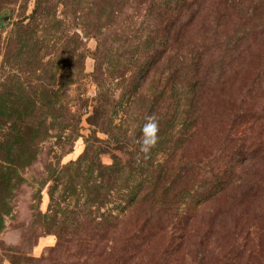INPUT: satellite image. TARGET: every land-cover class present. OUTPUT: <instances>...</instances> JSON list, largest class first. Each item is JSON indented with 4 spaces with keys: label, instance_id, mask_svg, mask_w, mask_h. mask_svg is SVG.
<instances>
[{
    "label": "rangeland",
    "instance_id": "374dc122",
    "mask_svg": "<svg viewBox=\"0 0 264 264\" xmlns=\"http://www.w3.org/2000/svg\"><path fill=\"white\" fill-rule=\"evenodd\" d=\"M34 4L0 0V264H264V0ZM93 110L99 139L128 144V156L107 147L124 166L104 178L81 159ZM149 116L158 142L145 158ZM217 157L249 165L200 197ZM181 161L199 165L178 211H143L126 194ZM95 184L113 197L92 202ZM166 233L183 246L167 249Z\"/></svg>",
    "mask_w": 264,
    "mask_h": 264
},
{
    "label": "trees",
    "instance_id": "16d2710c",
    "mask_svg": "<svg viewBox=\"0 0 264 264\" xmlns=\"http://www.w3.org/2000/svg\"><path fill=\"white\" fill-rule=\"evenodd\" d=\"M39 3H40V0H35L34 10L39 5ZM163 44H165V42H160L158 45L161 46ZM155 50L157 51V49H155ZM192 75H193V72H192ZM184 89L188 93V96H189V94L192 96L195 93H197V89H198L197 80H193L191 77V79L186 83V86H184ZM179 91L180 92H178L177 96H181V94H183V91H182V93H181V90H179ZM178 101H179V98H178ZM94 113H95V111L93 110L87 114V120L90 122V124L93 126V128L88 127V129H87V132H88L86 135L87 150L85 152H83L81 159L90 160L92 162L90 164H92L93 168L95 166V171L98 173V176L104 178L106 176L108 170L113 169L114 167H117L119 165L124 166V164L122 163L123 158H120L116 154L112 153V151H110L107 147L112 148L114 150H117L121 154H124V156H128L129 153L126 149L128 144L126 146L125 141H117V142L109 143L107 140L99 139L96 135L97 134L96 126H98V125H97ZM186 126L188 129V124H186ZM176 144L178 145L179 142L177 141ZM104 152L111 154L112 163H110L109 165L103 164L101 159H100V156L102 154H104ZM185 157H186V155H182L183 159ZM213 159L214 158L208 160V163L212 162V161H213V163H211V164L209 163L207 165L208 169H206V171H205L207 176L205 179H203L204 181L202 180V184H205V185H203L204 187L199 194L200 197L208 196L207 194H209L210 196H213V197H218L219 196L218 194H220V191L222 190V188H221L222 180L227 179L224 176L228 175V173H229V174H231V176H233V178L231 179V180H233L235 176L237 177L236 168H240V167L245 168L249 165V161L247 159H240L239 161L236 160V162L234 163L235 165L233 164L234 166L231 163H229V164L223 163L222 157H221V160L219 159V157H217L214 160ZM78 165H80L78 161L73 162V163H69L68 166H66L64 168L62 167V171L68 170L67 167L70 168L71 166H73L72 171H78L79 170ZM198 165L196 162H193V163L191 162V166H189L187 162H182L181 165L177 166V169L174 173L169 172L166 167H160L159 166L160 168H151L150 169V179H151L150 184L147 186H141L136 191H133V189H131V190L127 191L126 194L128 196L133 194L135 198H138V201H141L142 203L138 202L137 207L139 209H143V211L149 210L151 212L154 207H156L157 209L160 208V210L165 212V213L169 212V214L172 212V210L178 211V209H179V207L177 206L178 197L182 194H188L189 193V190L187 189V184L190 186L189 181L191 180V178H189L190 180H188L189 173L186 171V168H187V170H191L193 167L197 168ZM147 168H149V167H147ZM242 168H240V169H242ZM54 172H56L57 176L60 173L58 171H54ZM179 178L187 179L186 185L183 186L184 188L183 187L182 188L177 187L178 183L175 181L178 180ZM230 178L231 177L229 176V179ZM169 180H171L170 183L166 184L165 181H169ZM94 188L97 191L93 193L94 196L91 199L92 202L101 203L104 198H107V197L111 198L112 195L107 193V192H104L103 194L99 193L100 190L103 189L104 187H102L98 184H95ZM108 188H110V187H106L105 189L107 190ZM117 188H120V185H118ZM117 188H115L114 193L118 195L119 190ZM110 189H112V188H110ZM89 198H91V197H88V199ZM218 200H219V198L216 199V201H218ZM215 205L221 206V204L219 202H217ZM232 206H235V205H232ZM219 213H220V209L216 212V214L219 215ZM103 216L104 215H102V217ZM106 217H109L110 223H114V225H116L119 222L117 214L116 215H110L109 214V215H106ZM135 221L137 222V220H135ZM210 221H211V219H210ZM212 221H213V219H212ZM171 222L172 221H170L168 224H171ZM185 225H188V224L185 222ZM168 226L169 225H167L165 227H168ZM171 226H172V228L169 232H173L172 230L180 229L181 228V221L178 220V222L176 224L172 223ZM137 227L138 226H136V228ZM134 233L138 234L137 231ZM176 234L180 235V233H176ZM132 238H133V234H132ZM181 238H183V237H180L179 239H177L174 237V234H169V233L167 234L166 233L164 241L166 242L167 245H170L167 249L172 248L174 244H175V247L172 249H174V250L180 249V247L183 246L182 245L183 242H182ZM135 251H138V250H135ZM122 252L123 251H121V253H119V254L116 253L118 255L117 256L118 260L123 257ZM200 259L203 260L202 257Z\"/></svg>",
    "mask_w": 264,
    "mask_h": 264
},
{
    "label": "clouds",
    "instance_id": "9594fccd",
    "mask_svg": "<svg viewBox=\"0 0 264 264\" xmlns=\"http://www.w3.org/2000/svg\"><path fill=\"white\" fill-rule=\"evenodd\" d=\"M158 121L155 117L149 116L146 118V122L143 124L141 129L142 132V140L140 141L139 152L144 154L145 158H148L153 147L158 142ZM11 243L18 244L20 242V238L17 235L15 240L10 241Z\"/></svg>",
    "mask_w": 264,
    "mask_h": 264
}]
</instances>
